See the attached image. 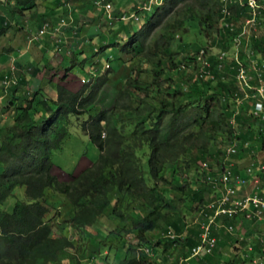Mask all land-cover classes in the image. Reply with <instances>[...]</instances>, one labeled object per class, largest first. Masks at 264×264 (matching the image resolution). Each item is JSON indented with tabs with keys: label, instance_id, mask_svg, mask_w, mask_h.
<instances>
[{
	"label": "trees",
	"instance_id": "trees-1",
	"mask_svg": "<svg viewBox=\"0 0 264 264\" xmlns=\"http://www.w3.org/2000/svg\"><path fill=\"white\" fill-rule=\"evenodd\" d=\"M16 1L19 7L10 10L13 16L21 12L20 7L31 9L36 2ZM106 2L118 7L113 0ZM131 2L135 1L128 0L119 15L112 5L113 18L134 12L136 5L130 6ZM162 4L138 12L142 24L129 28L120 51L131 65L130 74L118 85L110 108L96 105L109 81L107 75L94 78L87 72V78H94L89 85L76 90L58 87L54 99L38 98L40 90H25L27 80L16 79L7 90L1 87L7 99L13 89H22V96L21 105L12 115L7 114L8 120L0 122V264H62L65 258H73L72 241L54 236L45 222L47 191L63 196L59 206L66 209L64 214L74 231L85 233L111 212L123 223L119 228L128 227L126 232L137 243L126 248L123 264H158L151 255L158 247H163L162 253L177 248L179 259H188L191 248L200 241L201 230L185 224L182 197L190 193L200 208L207 204L211 189L204 176L221 165L227 145H236L233 159L244 158L253 148L264 150V123L250 114V101L237 103L243 98L235 79L237 65L227 57L220 61L218 55H209L208 48L210 44L224 52L232 49L234 33L248 17L247 11L230 6L233 33L220 25L221 0H164ZM192 20L199 23V44L184 38ZM10 30L7 17L0 14V39ZM120 30L125 36V26ZM95 35L86 38L91 40ZM248 40L250 58L247 53L240 54L245 68H249V59H264V36ZM200 51L204 52L203 60H197ZM181 66L194 68L183 74ZM201 66L204 69L200 72ZM170 72L175 76L167 79ZM20 75L22 78L23 72ZM11 105L13 102L6 106L9 111ZM84 115L87 119L81 122V130L97 147L99 157L65 184L51 174L50 157L67 136L69 118ZM204 163L208 170L203 169ZM201 178L204 182L199 185ZM17 188L24 189L28 203L15 197ZM170 191L175 193L167 195ZM9 199L14 203L7 211L4 205ZM140 204L147 213L139 217L122 213ZM238 220L235 216L218 218L216 223L235 226ZM155 231L163 236L153 243L147 241ZM253 256L246 261L252 263ZM162 262L159 259V264Z\"/></svg>",
	"mask_w": 264,
	"mask_h": 264
},
{
	"label": "rangeland",
	"instance_id": "rangeland-1",
	"mask_svg": "<svg viewBox=\"0 0 264 264\" xmlns=\"http://www.w3.org/2000/svg\"><path fill=\"white\" fill-rule=\"evenodd\" d=\"M65 1L66 0H56V2H58V8H61L62 5H64ZM163 1L164 0H162V3ZM46 2L51 4L54 2V0L38 1L37 4L36 3L34 4L33 6L35 7L34 9L33 7L31 9H27L29 11L23 9L22 11L23 12L25 11L23 14L20 12L13 16L10 10L12 8L19 7L18 2L16 0H0L1 4L7 3V5L9 6L5 8L6 11L4 15L7 17L8 23H10L11 25L10 32H8L7 35H5L0 39L1 63L3 60H5L4 54H6L7 50H11L10 53H13L12 54L13 58H16L19 55H21L18 50L20 47L18 46V44L20 43L19 32L22 29H20L19 27L25 28L27 27L28 24L27 29H34L30 15L34 14V10L35 12H37L36 10L40 8H45V5L47 4ZM117 2L120 4V7H116L113 4L112 5H113V9L117 11V15H119L121 14V12L124 11V9L122 8L124 6L125 0H117ZM140 4H142V2ZM160 5L163 6V4L158 3V6ZM51 7L47 8L46 10L49 11L50 9V11L52 12L53 9H51ZM62 9L60 11H57L56 14L71 17L72 10L68 11L66 9L67 11L63 13ZM1 10H0V14L2 13ZM98 10L103 12V10H101L100 7H98ZM230 11L232 13L231 9ZM40 12L42 13V11ZM78 13L79 11L73 12V16L77 17ZM131 13H133V11H131ZM42 17L43 15L41 16V19ZM66 19H67L66 22L67 24L65 27H67L69 25V22L71 21L69 18ZM26 20H27V24L26 26H24ZM109 22H110L109 19L107 18L106 14L103 12V15L101 14L98 19V25L100 27L95 28V29H99L97 35L103 34L105 37L104 38L105 42L104 43L100 42L102 45H99V41H101L100 39H96L95 42L92 39L91 40L87 39L89 41L88 43L84 40L85 39V37H83L84 33L87 35V37H89L90 35L89 31L92 29V27L85 26L86 24L81 22L82 24L81 23L79 24L80 30H79V35L77 37V41L79 40L82 41L81 42L82 47L76 50L78 53L76 54V65L74 66V68L73 69L70 68L71 67V65H69L70 61L67 59L66 61H64L63 65L53 69L48 78L39 80L38 82L39 84L37 83L33 86H30L31 80H28V84L25 87V90L29 92L40 90L39 92L40 94L38 95V98H40V96L43 95L45 98L54 99L58 87H64L67 82L65 88H70L75 90L79 89L82 85H84V82L86 81L85 80L83 82V80H80L82 73L92 72V75H94L97 72L99 76L107 75L109 81L107 83V86L105 85L102 88L100 96L96 101V105L98 107H101L102 109L110 108L116 96L118 85H121L125 80V78L130 74L131 65L124 61V55L120 51L121 47L123 46L124 43L127 42L128 39L127 35L129 34V28L132 27L133 29H136L138 26L142 24V22H135L132 19L126 22H121V21L112 22L111 25H109ZM43 24L41 25V27L43 26ZM95 25H97V23ZM122 25L125 26V33H126L125 36L124 34H122V30H120V27ZM187 29H188V33L184 38H186L188 41H191L193 44H199L202 42V38L199 35V23L197 20L190 21L188 23ZM38 39L30 43L35 42V46L39 47ZM108 41L111 43L107 44ZM116 43H119V45L114 46L113 44ZM248 44L249 42L247 43V46ZM208 48H209V55L213 54L217 56L219 53L224 52L221 51V49L217 45L208 44ZM16 50H18V52ZM24 51L26 52L25 47H24ZM245 51L249 52V48L247 47ZM185 53L187 54L189 53V51L186 50ZM231 53L233 56L234 46L232 47V52L231 51L228 52V54ZM243 53L244 50L241 51V54ZM226 56L228 62H231L232 57L227 54ZM197 60H203V57L201 56L200 52L198 54ZM19 61L21 62V60ZM250 62L251 60L249 59L248 62L249 67H250ZM106 65H108L109 69L106 68ZM193 68L194 67L181 66V70L183 71V74L190 72ZM203 69H204L203 66H201L200 72ZM4 70H5L4 67H0V77H1L0 80L4 79V73H3ZM34 72H35V68L32 66L29 72L30 79L34 76ZM174 76L175 73L170 72L166 75V78L169 79L170 77H174ZM94 78H96V76H94ZM94 78L90 77V79L86 84L89 85ZM166 86H169V83ZM6 93L1 92L0 89V95H1L0 108L1 105L3 106L2 111L0 109V122H2L1 120L2 118L8 120L6 117L8 115H12V111L15 112V108L21 105L19 104V99L22 96V89H13L9 99L4 97ZM8 102H13V105H11L10 107V111L6 108ZM237 103L239 102L237 101ZM39 109L40 107L38 106L37 110ZM42 117H45V114ZM86 119H87V115L81 116L79 119H76L73 116L69 118V123L67 126V136L63 140L60 149L53 151L50 157V160L52 162L51 174L55 175L60 182H64L65 184L69 182L70 180L69 177L71 175H77L78 173L82 172V170L85 169L86 167L92 166L99 157V151L97 147L90 141L89 137L85 135L81 130V122ZM230 146L231 144L227 145L224 148V153H225V149H227ZM251 150L247 151L246 158L242 159L243 161H246L247 164H249L251 160L254 162V159L250 158ZM222 159L224 158L222 157ZM242 160H240L239 157L237 156V158H235V163L232 168L238 170L241 167H243L245 163H243ZM143 163L145 167L146 159L143 161ZM145 170H147L146 167ZM253 172L254 175H256L259 172L257 164L253 169ZM190 176H192V174H190ZM245 176L247 177V183L244 184L243 186H240L239 190H242L241 191L242 194L246 193L249 196H252L254 194V188L252 186V178L248 179V176L247 175ZM202 182H204L203 178H201L200 181H197L199 185H202L203 184ZM13 193L18 200L26 203L29 202V200L25 197L23 188H17L14 190ZM170 193L171 191L166 194L168 195ZM174 193L175 192H172L171 194ZM46 194L47 197H49V199L46 203V206H48V213L45 216V222L51 227L54 236L56 237L60 235L65 236L73 243V248L71 250V254L73 255V258L71 260H67L65 258L62 264H123L125 258L127 257L126 248L129 245L136 244L137 240L132 234L126 232L128 227H126V230L125 229L122 230L121 228L118 227V226H122L123 223H121L118 220V218L113 215L112 212L110 213V215H103L98 220V222L92 226V228H88L87 230H85V233H82L80 231H74V229H72L67 222L69 221V217H66V215L64 214L66 212V209L59 206L61 205V203H63L64 200L63 196L54 194L51 191H47ZM175 196L178 197L179 195L175 194ZM110 198L111 200H113L114 197L112 194L110 195ZM182 198L184 199L182 211L184 215L185 224H187L189 229H194V228L200 229L202 225H204L203 218L201 217L202 215L201 208L199 207V205H196L197 202H195V200H192L193 197H191L190 193ZM208 198L209 199L212 198L211 194L210 197H207V199ZM13 203H14V199H9L4 205V208L7 211L8 210L10 211ZM147 212H148L147 208H145L142 204H140V206H133V207L129 206V208L125 209L124 212L122 211V213L130 215L131 217L132 216L139 217V215L145 214ZM251 222L252 224H254L252 227H248V225L246 226L245 224H248L246 222L245 224H242V226H239L241 227L239 229L240 232H246L247 235L244 236V239L238 238L236 245L233 244L234 238L236 239L234 233H228V230H226L225 227L217 230L211 228L210 232L214 231L213 235L217 234L218 239L220 238L219 248L206 256L198 255L186 261L181 260L177 264H233V262L237 260H240L239 262H237L238 264H252L249 259L248 261H246V258L250 257L252 254L254 255L253 256L254 259H258L259 257L264 259V223L258 225L257 224L258 220L257 221L251 220ZM226 224L227 223L225 222L224 225ZM162 236H163L162 232L159 233L155 231L149 234L147 241H151L153 243ZM250 247H252L253 251L249 250ZM162 249L161 247L156 248L155 252L153 253L154 255L149 253L152 256H154L158 264H159V259L160 261H163L162 262L163 264H175L176 260L178 261L179 253L177 248L176 249L168 248L165 251L166 253L164 252L162 253Z\"/></svg>",
	"mask_w": 264,
	"mask_h": 264
},
{
	"label": "built area",
	"instance_id": "built-area-1",
	"mask_svg": "<svg viewBox=\"0 0 264 264\" xmlns=\"http://www.w3.org/2000/svg\"><path fill=\"white\" fill-rule=\"evenodd\" d=\"M73 0H67V5H69ZM103 0H94L93 5L103 9L107 18L110 20L109 25L113 21H128L132 19L134 21L138 20V12H147L154 5L161 4L162 0H145L141 6L136 7V11L130 15H122L119 18H113L112 16V5ZM222 2V19L221 27L224 31H234L233 23L229 22L231 17V11L229 6L234 5L237 8H244L247 11V18L240 25L238 33H234L232 39V45L234 46V53L232 56L228 52H221L218 54V59L224 61L227 55L231 56L234 63L237 65V74L235 79L243 94V98L238 99V104L244 101H250L251 105V115L264 123V80L262 78V70H264V63L259 61L251 60L250 67L245 68L240 60L241 51L247 53L250 58V54L246 52L248 47L245 43L249 42V37L253 36L254 39H259L260 36H264V0H221ZM102 6V7H101ZM67 19L61 17L56 26H53L52 22H46L38 30L36 35L32 36L29 40L30 42L37 40L38 38L45 35L49 30L54 32H60L62 28L66 26ZM246 38V39H244ZM242 41L245 47L242 46ZM59 43V41H58ZM201 56L204 54L200 51ZM205 65H207L205 63ZM220 66V65H219ZM108 68V65H106ZM14 65L11 66L10 71L4 74V79L1 83V87L7 90L9 87L16 84ZM84 80H86L84 82ZM84 83L88 82L87 78L83 79ZM247 147V145H244ZM237 154L236 145L232 144L230 147L225 149L223 155V161L219 167L209 170L204 176L205 183L211 189V197L207 204L201 208V217L203 218V224L201 233L199 235V243L192 247L190 250V258L200 256H206L211 254L217 248V235H213L210 229H220L225 227L228 233L236 234L241 228L242 223L245 221L250 222L251 220L261 221L264 218V150L259 148H253L250 152L251 160L249 164L241 171L235 170L233 167L235 161H233V156ZM258 166L259 172L254 175L253 169ZM203 169L208 170V164L204 163L202 165ZM237 171V172H235ZM248 179L252 178V186L254 188V194L249 196L248 194H242V190H239L240 186L247 183ZM237 217L239 220L236 225L223 226L222 224L216 223L218 218L231 219ZM214 227V228H213ZM245 232H241L238 237L244 239ZM253 251L252 247L249 248ZM188 260V259H186ZM184 260V261H186ZM253 264H264L263 258L254 259Z\"/></svg>",
	"mask_w": 264,
	"mask_h": 264
},
{
	"label": "crops",
	"instance_id": "crops-1",
	"mask_svg": "<svg viewBox=\"0 0 264 264\" xmlns=\"http://www.w3.org/2000/svg\"><path fill=\"white\" fill-rule=\"evenodd\" d=\"M38 1H41V0H36L35 3L37 4ZM93 1L94 0H74L72 3L67 5V0H66L64 5H62V7H63V9H62V7L58 8V2H56V0H54V2L51 4L46 2L47 4L45 5V8H40V9L36 10L37 12H35V10H34V14L30 15L31 22L33 24L34 29H27V27H28L27 20L24 24V26H26V24H27V27H25V28L19 27L20 29H22L19 32L20 43L18 44V46H20L18 50H19L21 55H19L16 58H13V56H12L13 53H11L9 55H4L5 60H3L2 63L0 62V67L5 68L3 73L4 74L8 73L10 71L11 66L14 65L15 78L17 80H19V79L27 80V83H28V80H31L30 86H33V85L37 84L39 82V80H43L44 78L45 79L48 78L51 74V71L53 69L57 68L58 66L63 65L64 61H66L67 59L70 61L69 65H72V63L74 64L73 67L72 66L70 67L73 69L74 66L76 65V54L78 53L76 50L78 48L82 47V43H81L82 41L81 40L77 41V37L79 35V30H80L79 24L81 22H83L86 24L85 26L92 27V29L89 31L90 34L91 33H98V31H99V29H95V28L100 27L98 25V19H99L101 14L103 15V12L99 11L98 7L92 5ZM106 1H108V0H103L102 4ZM113 1L117 3L118 7H120V4L117 2V0H113ZM134 1L135 2H131L132 4L130 3V6H132L133 3L135 5H138L141 2H143L144 0H134ZM11 3H12V1H11ZM127 4H128V0H125L124 5H127ZM0 7L2 8V10L0 8V10L2 11L1 15L4 16L5 11H6L5 8H7L9 6L8 5H0ZM50 7H51V9H53L52 12L50 11V9H49V11L46 10L47 8H50ZM27 8H29V7H20L19 10L23 14L25 12V11L24 12L22 11L23 9L26 11H29V10H27ZM34 8L35 7H33V9ZM61 9H62L63 13H65L67 10L68 11L72 10L71 17L70 16L67 17L65 15H57L56 12L60 11ZM40 11H42L43 14ZM76 11H79V13H78L77 17H74L73 12H76ZM31 13H33V12H31ZM42 15H43V17L41 19ZM28 16H29V14H28ZM61 17H66V18H69L71 20L70 22L68 21L69 25L67 27L62 28L60 32H54L53 30H49L45 35H43L42 37H40L38 39L39 47L35 46V42L30 43L29 40L31 39L32 36L36 35V33L38 32L39 28L41 27V25L43 23L51 21L53 26H56L57 21ZM96 23H97V25H95ZM86 36L87 35L85 34V36H84L85 41L88 43L89 41L87 40ZM104 38L105 37L103 34H99V35H95L92 38V40H94V42H95L96 39H100L101 41H99V45H102L100 42L104 43L105 42ZM58 41H59V43H58ZM109 41H111V40H109ZM109 41L107 44L111 43ZM23 46L25 47L26 52L24 51ZM18 50H16V51L18 52ZM260 59H261L260 62L264 63V59H262L261 57H260ZM19 60H21V62ZM32 66L35 68V72H34V76L30 79L29 78V75H30L29 72H30ZM21 72H23V74H24V76H22V78L20 75ZM86 73L87 72L82 73L80 80L87 78V76L85 75ZM90 73H92V72H90ZM97 74L98 73L96 72L94 75L96 76ZM66 84H67V82H66ZM66 84H65V86H66ZM0 89L2 92L1 86H0ZM68 89H70V88H68ZM0 100H1V95H0ZM245 158H246V156L244 158H243V156L239 157L240 160L245 159ZM233 161H235V159H233ZM242 162L245 163L244 166L241 167L240 169H238V171H241V172H242V169L245 168L247 165L246 161L242 160ZM245 222L248 224H245ZM245 222H243L242 224H245L246 226L248 225V227H252L254 225V224H252L251 221L250 222L245 221ZM263 223H264V218H263V220L258 221L257 224L261 225ZM226 225L222 224V227L226 226ZM240 234H241V232L239 230L235 234L236 239L234 238L233 244L236 245V242L238 241V238H239L238 235H240ZM246 235L247 234L245 232V236ZM217 239H218V236H217ZM219 243H220V238L217 241V248L216 249L219 248ZM178 258H179V256H178ZM179 261H181V258L178 259V261L175 262V264H177Z\"/></svg>",
	"mask_w": 264,
	"mask_h": 264
},
{
	"label": "clouds",
	"instance_id": "clouds-1",
	"mask_svg": "<svg viewBox=\"0 0 264 264\" xmlns=\"http://www.w3.org/2000/svg\"><path fill=\"white\" fill-rule=\"evenodd\" d=\"M73 1H74V0H73ZM144 1H145V0H144ZM144 1H143V2H144ZM143 2H142V3H143ZM161 4H162V2H161ZM92 5H93V2H92ZM141 5H142V4H138V5H136V6H135V11H136V7H137V6H141ZM93 6H94V5H93ZM135 11H134V12H135ZM134 12H133V13H134ZM131 14H132V13H131ZM138 15H139V14H138ZM138 18H139V16H138ZM129 20H130V19H129ZM117 22H120V21H117ZM121 22H126V21H121ZM135 22H138V20L135 21ZM259 62H260V61H259ZM90 74H92V73H90ZM85 75H86V74H85ZM92 76H94V75H92ZM87 79L89 80L90 78H87ZM84 84H86V83H84ZM188 259H190V257H189ZM185 260H186V259H185Z\"/></svg>",
	"mask_w": 264,
	"mask_h": 264
}]
</instances>
